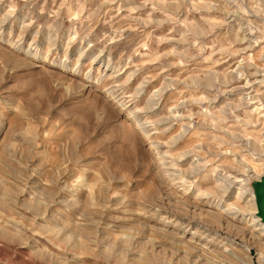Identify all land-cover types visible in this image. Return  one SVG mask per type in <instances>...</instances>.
<instances>
[{
    "label": "rangeland",
    "instance_id": "1",
    "mask_svg": "<svg viewBox=\"0 0 264 264\" xmlns=\"http://www.w3.org/2000/svg\"><path fill=\"white\" fill-rule=\"evenodd\" d=\"M263 175L264 0H0V264H264Z\"/></svg>",
    "mask_w": 264,
    "mask_h": 264
},
{
    "label": "water",
    "instance_id": "2",
    "mask_svg": "<svg viewBox=\"0 0 264 264\" xmlns=\"http://www.w3.org/2000/svg\"><path fill=\"white\" fill-rule=\"evenodd\" d=\"M253 192L257 208V217L264 224V175L254 184Z\"/></svg>",
    "mask_w": 264,
    "mask_h": 264
},
{
    "label": "bare ground",
    "instance_id": "3",
    "mask_svg": "<svg viewBox=\"0 0 264 264\" xmlns=\"http://www.w3.org/2000/svg\"><path fill=\"white\" fill-rule=\"evenodd\" d=\"M251 201H252V204L255 206V211L253 213L255 214L256 221H257V223H259V225L262 228V231L264 232V224L262 223L261 219L257 217V208H256L254 192L251 193Z\"/></svg>",
    "mask_w": 264,
    "mask_h": 264
}]
</instances>
